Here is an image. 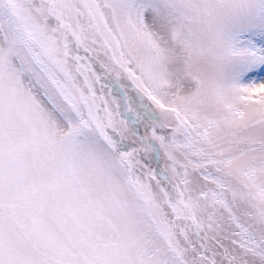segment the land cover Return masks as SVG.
Returning a JSON list of instances; mask_svg holds the SVG:
<instances>
[{"label": "snow or ice", "instance_id": "obj_1", "mask_svg": "<svg viewBox=\"0 0 264 264\" xmlns=\"http://www.w3.org/2000/svg\"><path fill=\"white\" fill-rule=\"evenodd\" d=\"M0 264H264V0H0Z\"/></svg>", "mask_w": 264, "mask_h": 264}]
</instances>
